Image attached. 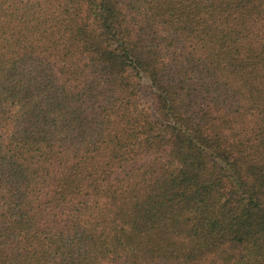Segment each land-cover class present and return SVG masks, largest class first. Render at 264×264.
<instances>
[{"label": "trees", "instance_id": "16d2710c", "mask_svg": "<svg viewBox=\"0 0 264 264\" xmlns=\"http://www.w3.org/2000/svg\"><path fill=\"white\" fill-rule=\"evenodd\" d=\"M0 264H264V0H0Z\"/></svg>", "mask_w": 264, "mask_h": 264}]
</instances>
